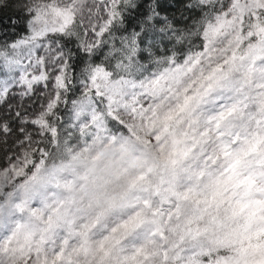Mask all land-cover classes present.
Here are the masks:
<instances>
[{"label": "snow or ice", "instance_id": "1", "mask_svg": "<svg viewBox=\"0 0 264 264\" xmlns=\"http://www.w3.org/2000/svg\"><path fill=\"white\" fill-rule=\"evenodd\" d=\"M14 7L0 264H264V0H183L179 19L162 0Z\"/></svg>", "mask_w": 264, "mask_h": 264}, {"label": "trees", "instance_id": "2", "mask_svg": "<svg viewBox=\"0 0 264 264\" xmlns=\"http://www.w3.org/2000/svg\"><path fill=\"white\" fill-rule=\"evenodd\" d=\"M141 2H143V0H141ZM182 2L183 0H162L163 3V9L165 10L164 12H162V14H167L170 17L172 15H175V17L177 19L180 18V13L183 11L182 9ZM9 3L12 4V7H6L2 10H0V38H3L4 35L6 34L9 38H15L16 34H20L23 35L27 29L25 26V23H21V18L23 16L22 13H19L14 5H15V0H9ZM143 11V9H141L140 11L137 10H131L130 12L126 13L125 15V22H124V26L122 29H119L116 32L117 36L120 35H126L128 33H131L134 29H136L137 24L139 22V20L141 19V12ZM184 15H187V13H184ZM15 19L18 21V23L14 26L15 31H13V25L11 23V21ZM73 50L75 51V45H72ZM103 51H107V46H105V49ZM103 51L101 52L100 55H97L96 57H94V60L96 62H100V60L103 57ZM81 56L83 54H80ZM81 65L77 64V71H79V67ZM36 89V93L38 92V86ZM42 87V86H41ZM44 88V87H42ZM45 91V89H44ZM79 94V92H77V95ZM38 95V93H37ZM35 99V97L33 98ZM38 106V103L37 105ZM62 110H63V106H61ZM64 159L66 160L67 157L63 155V153H57L56 156L54 157L55 162H61V160ZM6 163V160L3 157V154L0 153V165H3ZM49 163H52V161H49Z\"/></svg>", "mask_w": 264, "mask_h": 264}, {"label": "rangeland", "instance_id": "3", "mask_svg": "<svg viewBox=\"0 0 264 264\" xmlns=\"http://www.w3.org/2000/svg\"><path fill=\"white\" fill-rule=\"evenodd\" d=\"M37 86L39 87L38 90H37L38 91L37 93L39 95L41 92H44V88H42L43 87L42 84L41 85H37ZM36 89H37V87H36ZM57 163H60V162H57ZM66 175H69L70 177L71 176H82V175H84V169L82 167L81 168H77L75 171H73L72 169H68L66 171Z\"/></svg>", "mask_w": 264, "mask_h": 264}]
</instances>
